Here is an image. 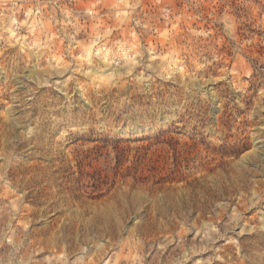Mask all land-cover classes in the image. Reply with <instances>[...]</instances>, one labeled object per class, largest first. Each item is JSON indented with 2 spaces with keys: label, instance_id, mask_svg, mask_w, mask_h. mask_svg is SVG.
<instances>
[{
  "label": "rangeland",
  "instance_id": "1",
  "mask_svg": "<svg viewBox=\"0 0 264 264\" xmlns=\"http://www.w3.org/2000/svg\"><path fill=\"white\" fill-rule=\"evenodd\" d=\"M0 264H264V0H0Z\"/></svg>",
  "mask_w": 264,
  "mask_h": 264
}]
</instances>
